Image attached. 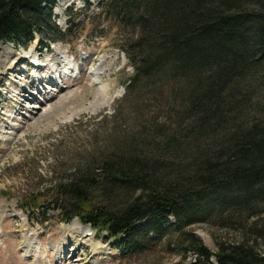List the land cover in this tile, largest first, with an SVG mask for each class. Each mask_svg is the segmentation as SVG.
Instances as JSON below:
<instances>
[{
    "label": "trees",
    "instance_id": "1",
    "mask_svg": "<svg viewBox=\"0 0 264 264\" xmlns=\"http://www.w3.org/2000/svg\"><path fill=\"white\" fill-rule=\"evenodd\" d=\"M57 3L0 0V46L62 40L70 28L57 24ZM97 5L119 29L134 30L123 34L133 67L126 92L151 75L153 85L170 84L176 102L166 122L151 115L147 130L58 181L67 201H53L68 220L78 214L114 237L125 255L174 236L200 264H264V0ZM199 222L215 228L217 250L192 228Z\"/></svg>",
    "mask_w": 264,
    "mask_h": 264
},
{
    "label": "rangeland",
    "instance_id": "2",
    "mask_svg": "<svg viewBox=\"0 0 264 264\" xmlns=\"http://www.w3.org/2000/svg\"><path fill=\"white\" fill-rule=\"evenodd\" d=\"M92 1L87 8L83 0H58L54 17L70 30L49 47L40 36L27 44L1 43L0 264H200L195 254H184L174 236L171 245L155 241L125 255L111 236L84 224L78 214L68 220L63 205L53 201L67 199L57 193L58 181L147 130L151 115L166 122L176 102L170 84L153 85L151 75L126 92L133 67L123 34L134 30L119 29L100 14L98 0ZM37 60L41 64L32 66ZM94 70L101 80L95 84ZM192 228L217 250L213 226L199 222ZM26 243L32 245L29 251Z\"/></svg>",
    "mask_w": 264,
    "mask_h": 264
},
{
    "label": "bare ground",
    "instance_id": "3",
    "mask_svg": "<svg viewBox=\"0 0 264 264\" xmlns=\"http://www.w3.org/2000/svg\"><path fill=\"white\" fill-rule=\"evenodd\" d=\"M8 59H9V57H8L6 60H4V61L7 62ZM37 63H38V60H37L36 63H32V66H35ZM33 64H34V65H33ZM93 73H94V75H95V77H94V78H95V79H94V84L97 83V81H101L100 79H99V80L97 79V76L100 74L99 70H94ZM96 85H97V84H96ZM73 227H74V229H75L76 231H78V232L80 231V229H79L80 226L78 227V225H77V227H76V225H74ZM84 231H88V230L85 229ZM26 240H27V239H26ZM23 241L25 242V240H23ZM24 244H25V243H24ZM26 244H27V243H26ZM31 246H32V245H31L30 243L27 244V245H25V247H26V249H27L28 251H29V248H31Z\"/></svg>",
    "mask_w": 264,
    "mask_h": 264
},
{
    "label": "water",
    "instance_id": "4",
    "mask_svg": "<svg viewBox=\"0 0 264 264\" xmlns=\"http://www.w3.org/2000/svg\"><path fill=\"white\" fill-rule=\"evenodd\" d=\"M95 179V178H94Z\"/></svg>",
    "mask_w": 264,
    "mask_h": 264
}]
</instances>
